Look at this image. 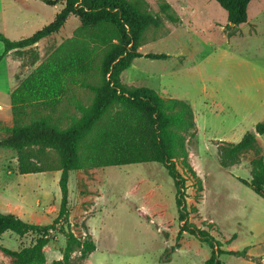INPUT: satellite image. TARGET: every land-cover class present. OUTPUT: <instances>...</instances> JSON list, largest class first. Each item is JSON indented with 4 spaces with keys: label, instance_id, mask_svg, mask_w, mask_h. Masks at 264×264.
<instances>
[{
    "label": "rangeland",
    "instance_id": "1",
    "mask_svg": "<svg viewBox=\"0 0 264 264\" xmlns=\"http://www.w3.org/2000/svg\"><path fill=\"white\" fill-rule=\"evenodd\" d=\"M159 13L166 1L179 16L177 23L161 18L144 31L142 54L121 74L125 84L154 89L164 98H180L192 106L194 136L184 140L187 163L177 161L184 181L187 221L221 242L222 249L243 250L246 257L221 253V264H264V196L247 181L255 148L264 158V136L240 153L231 164V143L264 118V0L249 3V21L230 35L227 14L215 0H144ZM62 5V4H61ZM60 4L42 0H0V31L10 39L31 35L50 22ZM79 20L71 16L61 29L39 40L34 49L11 51L0 61V126L12 124L10 92L34 66L53 57L67 42ZM3 44L0 42V53ZM165 53L151 59L146 53ZM92 92L72 86L59 114L78 115L75 101L89 104ZM191 131V130H189ZM226 157L227 165L220 159ZM59 171L21 174L17 153L0 147V211L26 222L47 224L57 216L60 201ZM68 218L50 232L46 263L61 259L69 230L78 237L87 226L95 249L87 257L74 247L70 264H205L211 249L187 231L178 236L179 221L172 178L159 163L105 166L69 172ZM37 233L0 234V264H12L3 248L18 251L32 244Z\"/></svg>",
    "mask_w": 264,
    "mask_h": 264
},
{
    "label": "trees",
    "instance_id": "2",
    "mask_svg": "<svg viewBox=\"0 0 264 264\" xmlns=\"http://www.w3.org/2000/svg\"><path fill=\"white\" fill-rule=\"evenodd\" d=\"M47 5L62 4L53 19L31 35L10 39L0 31L3 51L0 61L11 51L30 50L37 60L34 45L58 32L70 16L79 25L70 36L67 46L33 69L10 92L12 124L0 126V147H11L17 153L18 172L21 174L59 171L60 201L56 218L47 224L26 222L10 212L0 211V234L11 231L19 236L37 233L35 241L18 251L3 250L13 256L12 264H45V248L50 232L57 224L67 221L69 172L105 166L155 162L161 164L172 178L178 218L182 222L178 236L187 231L206 242L210 256L205 264H221V253L246 257V251L222 249L207 229L187 221L183 213L185 178L177 161L191 170L187 163L185 135L194 136L195 118L192 106L184 99L164 98L154 89L125 84L122 72L132 60L141 57L138 48L144 43V31L159 25L161 18L179 22L171 5L159 3V13L150 12L144 0H42ZM227 14V26L234 34L247 21V6L251 0H215ZM151 59H166L165 53H146ZM92 92L89 104L75 101L78 115L66 120L59 114L63 100L71 95L72 86ZM191 130V131H189ZM255 135L264 136V119L246 131L241 139L231 143L227 154L231 164L238 162L240 153L255 145ZM249 181L242 183L264 196V158L255 148ZM226 157L220 159L227 165ZM85 235L60 230L66 236L61 259L52 264H70L74 247L80 256L87 257L95 243L87 226Z\"/></svg>",
    "mask_w": 264,
    "mask_h": 264
},
{
    "label": "crops",
    "instance_id": "3",
    "mask_svg": "<svg viewBox=\"0 0 264 264\" xmlns=\"http://www.w3.org/2000/svg\"><path fill=\"white\" fill-rule=\"evenodd\" d=\"M251 1H252V0H251ZM251 1H250V2H251ZM250 2H249V3H250ZM249 3H248V6H249ZM56 5H57V4H56ZM49 6H55V5H49ZM248 6H247V20L249 21V19H250V15H249V11H248ZM58 11H59V10H57L56 12L54 11V13H53V17L55 16V14H56ZM53 17L51 18V20L53 19ZM70 17H71V16H70ZM70 17H69V18H70ZM51 20H50V21H51ZM246 22H247V21H246ZM246 22H244V23H246ZM244 23H242V24H244ZM240 25H241V24H240ZM263 119H264V118H263ZM246 256H247L246 258L249 259V256H252V254H250L249 252L246 251Z\"/></svg>",
    "mask_w": 264,
    "mask_h": 264
}]
</instances>
